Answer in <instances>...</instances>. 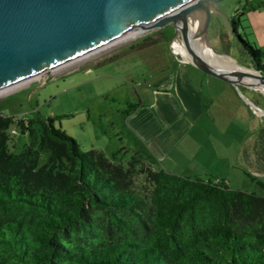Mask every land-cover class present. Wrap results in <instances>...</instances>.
<instances>
[{"label":"trees","instance_id":"obj_1","mask_svg":"<svg viewBox=\"0 0 264 264\" xmlns=\"http://www.w3.org/2000/svg\"><path fill=\"white\" fill-rule=\"evenodd\" d=\"M244 18L230 24L264 74ZM55 120L0 115V264H264V195L83 151ZM13 124L29 139L18 152Z\"/></svg>","mask_w":264,"mask_h":264},{"label":"rangeland","instance_id":"obj_2","mask_svg":"<svg viewBox=\"0 0 264 264\" xmlns=\"http://www.w3.org/2000/svg\"><path fill=\"white\" fill-rule=\"evenodd\" d=\"M247 1L264 7V2L259 0H227L221 3L224 9L221 21L213 19L207 34L209 44L216 50L214 37L218 32L219 47L239 62L249 56L234 39L230 18L239 8L246 9ZM246 22L245 19L246 39L254 45ZM240 34L244 35L242 29ZM173 36L171 25L146 36L128 35L16 91L1 94L0 115L16 120L56 118L55 128L74 138L83 151L100 150L109 157L114 155L115 162L126 165L136 152L126 153L122 149L129 144L125 119L149 107L148 104L143 107V102L145 98L146 102L150 101L152 84L166 75L175 52L182 48ZM209 79L212 85L204 84L201 89L208 97L207 119L211 124L198 129L194 148L180 160V169L187 165L193 169L190 178L225 180L233 189L264 195V190L246 174L264 182V116L258 115L244 99L245 96L250 101L260 99L264 107V93L240 85L234 95L223 88L221 80ZM214 83L222 85L214 88L217 96L213 99L208 88H213ZM137 105L140 106L128 115L127 111ZM9 133L17 139L15 148L10 144L13 151H20L29 141L28 136L20 134L16 124Z\"/></svg>","mask_w":264,"mask_h":264},{"label":"water","instance_id":"obj_3","mask_svg":"<svg viewBox=\"0 0 264 264\" xmlns=\"http://www.w3.org/2000/svg\"><path fill=\"white\" fill-rule=\"evenodd\" d=\"M225 1L0 0V95L16 91L134 32L146 36L168 25L173 27V39L181 43L189 63L198 70L235 87L259 90L252 85H264L261 71L254 68L256 73L249 74L220 68L197 47L195 39L199 36L214 54L220 55L209 44L207 34L214 12H220L219 5ZM195 22L200 25L198 36L193 30ZM230 27L238 41L231 24ZM244 99L252 109L264 112Z\"/></svg>","mask_w":264,"mask_h":264},{"label":"crops","instance_id":"obj_4","mask_svg":"<svg viewBox=\"0 0 264 264\" xmlns=\"http://www.w3.org/2000/svg\"><path fill=\"white\" fill-rule=\"evenodd\" d=\"M257 4L247 1L246 9L239 8L235 13L244 12L246 26L251 28L248 34L251 35L255 44L264 51V7H261L260 3ZM219 8L221 11H215L212 16V20L214 19L216 22H220L221 15H223L222 10L224 9L221 5ZM214 38L217 52L222 56H229L228 51L219 47L218 32L215 33ZM175 54L170 70L164 77L152 84L150 101L146 102L145 98L143 102V107L146 104L149 107L141 109L125 119L129 144L127 148L122 146V149L126 153L136 152L150 156L156 166L171 174L193 177L190 175V172L193 173V169L191 170L187 165L180 169L179 163L194 148L198 129L201 130L208 123L211 124L207 119L208 97L201 88L204 84L212 85V81L209 79L211 76L206 77L207 74L196 69L188 60L183 59L178 51ZM231 58L240 63L242 67L254 68L249 59H242V62H239L238 59ZM222 84L226 91L234 95L237 94L238 87L226 82ZM221 85L214 83L213 88L209 86L208 92L212 94L213 99L217 96L214 88L221 87ZM250 92L254 97V92L251 90ZM245 97L247 98V96ZM257 124L260 125L259 121ZM194 172H198V170L194 169Z\"/></svg>","mask_w":264,"mask_h":264},{"label":"bare ground","instance_id":"obj_5","mask_svg":"<svg viewBox=\"0 0 264 264\" xmlns=\"http://www.w3.org/2000/svg\"><path fill=\"white\" fill-rule=\"evenodd\" d=\"M194 26H195L193 28L194 33L198 36V33L200 32V25L198 22L197 23L195 22ZM138 35L139 34L137 32L130 34L131 38H136ZM198 37H197V39H195L198 49L201 50V52L203 53L205 58H207L210 62H212L216 66H218L220 68L228 69L230 71H242V72L249 73V74H255L256 73L253 70H246L245 68H241L233 60H231L227 57L217 56L216 54H214L212 52V50L210 49L207 42L205 40L201 39L200 37L199 38ZM179 52L184 55L183 58L188 60V55H187V53L183 47L181 48V50H178V53ZM252 86L258 88L259 90H261L264 93V85L256 84V85H252ZM257 114L260 116H262V115L264 116V112L262 110H259V111L257 110Z\"/></svg>","mask_w":264,"mask_h":264},{"label":"built area","instance_id":"obj_6","mask_svg":"<svg viewBox=\"0 0 264 264\" xmlns=\"http://www.w3.org/2000/svg\"><path fill=\"white\" fill-rule=\"evenodd\" d=\"M264 2V0H262Z\"/></svg>","mask_w":264,"mask_h":264}]
</instances>
